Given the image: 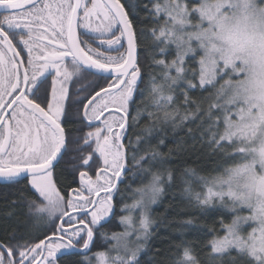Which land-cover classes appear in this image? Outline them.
<instances>
[{
    "label": "snow or ice",
    "instance_id": "obj_1",
    "mask_svg": "<svg viewBox=\"0 0 264 264\" xmlns=\"http://www.w3.org/2000/svg\"><path fill=\"white\" fill-rule=\"evenodd\" d=\"M128 7L121 0H0L5 13L0 19V180L27 179L46 202L39 211L52 223L61 221L38 243L0 242V264H58L60 256L65 257L62 264H94L87 253L102 222L115 215L114 201L130 170L129 151L131 166L151 173L159 154L138 157L144 140L138 135L133 144L128 137L131 121L140 118L130 108L142 80L139 40ZM145 10L157 22L163 15L159 31L152 29L159 55L170 45L175 49L171 61L153 55L162 69L159 83L150 77L157 107L171 104L181 84L188 103L189 90L215 88L223 81L204 122L208 142L232 166L196 200L202 210L219 203L236 215L230 223L220 220L224 234L209 242L211 253L228 255L233 264L237 259L239 264H264V0H196L192 6L188 0H158ZM187 57H199L198 72L186 66ZM84 74L96 79L77 89L86 94L74 103L83 106L84 126L94 130L83 135L77 149L87 155L73 158L79 161L72 165L78 186H72L77 184L74 176L64 192L54 169L68 149L64 117L71 85ZM146 160L148 168L143 167ZM137 175L133 172L132 178ZM160 183L161 175L151 173L149 183L137 189L141 198L122 206L121 211H140V230L131 216L121 217L130 230L112 234L117 255H111L112 248L97 251L95 264H139L144 246L136 241L150 234L147 205L160 196ZM240 209L249 214H239ZM247 222L253 226L242 234ZM134 233L135 241L129 239ZM99 234L106 242L107 233ZM174 264L197 260L185 247Z\"/></svg>",
    "mask_w": 264,
    "mask_h": 264
},
{
    "label": "trees",
    "instance_id": "obj_2",
    "mask_svg": "<svg viewBox=\"0 0 264 264\" xmlns=\"http://www.w3.org/2000/svg\"><path fill=\"white\" fill-rule=\"evenodd\" d=\"M157 2V0H121V3L129 6L127 10L130 12V19L138 36L142 72V80L135 93V103L130 108L131 115L137 116L139 113L140 118L138 122L131 121L134 126L128 129V137H131L133 144L138 135L144 140V143L139 145L138 157L159 154L156 161L152 162L151 173L161 175L162 188L158 201L150 210L153 227L143 251L138 256L139 264H174L185 247L192 250L197 264H233L228 255L214 256L209 242L215 236L224 234L220 220L230 223L234 213L220 205L202 210L196 200L197 193L203 194L207 181L219 176L225 167L232 166L226 162L224 153L216 150L208 142L210 133L207 132L208 123L204 122L206 120L204 114L207 113L209 105L216 102V92L223 81L217 83L215 88L207 86L206 89H201L198 86L194 90H189L188 103H185L184 96L180 92V88L184 87L181 84L176 87V99L171 104L167 107L156 106L150 77L155 76L159 83L162 69L153 63V55L155 54L156 59L166 57L168 61L175 57V49L171 45L168 46L164 56L159 55V47L152 36L153 28L159 31L163 16L161 15L157 22L145 10V5L151 9ZM188 3L190 6L194 4L192 0ZM198 59L199 57L195 59L187 57L186 66L196 68L198 72ZM196 83L198 84V80ZM165 112L169 114L167 119ZM149 113H152L151 119ZM149 127L152 129L151 133L147 131ZM161 140L163 143H160ZM131 154L129 151L130 170L124 183L120 185V192L116 195L115 216L101 228L105 233L110 231L111 227H115L113 221L121 214L122 206L128 205L132 199H135L137 189L151 180V173L141 174L139 168L131 166ZM149 163L150 161L146 160L143 167L148 168ZM133 172L138 173L135 179L132 178ZM56 177L58 179L56 182L62 190H66L67 186L72 184L73 177L61 167L56 171ZM27 192V187L19 185L10 188L0 186V242L36 243L46 236L39 232L35 222L28 217L27 202L29 198L33 199L34 195ZM189 220L193 223H186ZM120 230L121 227L116 225L112 231ZM109 245V239L106 242L100 239L98 247L95 246L93 252L104 251ZM231 255L236 256V252L233 251ZM64 259L65 257L60 256L58 264H62ZM235 264H239V259Z\"/></svg>",
    "mask_w": 264,
    "mask_h": 264
},
{
    "label": "flooded vegetation",
    "instance_id": "obj_3",
    "mask_svg": "<svg viewBox=\"0 0 264 264\" xmlns=\"http://www.w3.org/2000/svg\"><path fill=\"white\" fill-rule=\"evenodd\" d=\"M4 14L5 13H0V19H2ZM19 39H20V36L16 35L15 41L18 42ZM21 47H22V45H21ZM125 48H126V45H125ZM18 51H19V49H18ZM48 79L50 81L51 77H49ZM95 79H96L95 77L84 74L82 77H79L72 82V85H71L72 97L68 101L69 106L67 109V115L64 117V127H65V130L67 132V137H68V149L66 152L67 155L66 156L64 155L63 160H61L58 164H56V167L54 169V178L56 181H58V179L56 177V171L58 170L59 167H61V168L65 169L73 178H74V176L77 177V184L72 185L73 187L78 186V172H75V173L73 172L72 165L74 163L79 162L78 160H74L73 158L79 157L80 155H85V156L87 155V150H85L83 153H80L77 151V149L80 147V144H82L83 135L90 130H94V129L87 128L84 126L85 122L82 121L83 106L75 104L74 101L78 98V96H83L86 94L85 92L77 93V89L83 88L84 85H86V84L91 85L92 83H94ZM81 170H83V169H81ZM93 174H94V170H93ZM18 185L23 186V187H27L29 194L31 193L34 195V198L31 196L33 199L29 198V201L27 202L28 207H29L30 203H32L34 205L38 203V193H35L34 190L31 189L30 185L28 184L27 179L21 178L19 183H12V182H5V181L0 182V186H3V187H9L10 188V187L18 186ZM67 190H68V188H66V190H63V191L67 192ZM27 196H29V195H27ZM116 201H117V199L115 198V201H114L115 213H116V203H117ZM114 216L115 215H113L110 220H112ZM60 223H61V221L58 219L56 226L59 225ZM105 223H107V222H105ZM103 226H104V224L101 225L100 228L98 229V232L96 234L95 239H97L98 236H100V234H99L100 232H104L103 229H101ZM55 228L56 227L49 226L45 231H43L42 234L51 235V233L54 231ZM42 239H44V238H42ZM101 239H102V237H101ZM38 242H36V243H38ZM91 248H92V246H91ZM91 248H90V250H91ZM59 255L60 254H58V256Z\"/></svg>",
    "mask_w": 264,
    "mask_h": 264
},
{
    "label": "rangeland",
    "instance_id": "obj_4",
    "mask_svg": "<svg viewBox=\"0 0 264 264\" xmlns=\"http://www.w3.org/2000/svg\"><path fill=\"white\" fill-rule=\"evenodd\" d=\"M157 1H158V0H157ZM188 1H189V0H188ZM192 1H193L194 3L196 2V0H192ZM84 2H88V3H90V0H84ZM159 2H160L161 4H163L164 0H159ZM162 16H163V15H162ZM196 22H197V21L194 19V20H193V23H196ZM197 68H198V64H197ZM213 179H214V178H213ZM213 179H211L210 181H207V182H206V185L204 186V192H203V194L201 195L202 198L207 194V188L211 185V181H212ZM159 186H160V185H159ZM143 187H144V186H143ZM160 187H161V186H160ZM141 188H142V187H141ZM159 197H160V196H159ZM159 197H158V199H159ZM140 198H141V197H140V193H139L138 191H136V192H135V199H132V201H131L128 205H132L135 201L139 200ZM158 199H157V201H158ZM157 201H156V202H157ZM156 202H155V203H156ZM45 203H46V202L43 201V198L39 197V195H38V203L35 204V205L32 204V203H30V204H29V207H28V208H29V213L27 212L28 217L32 219L31 221L35 222V225H37V228H38L39 232H41V233H43V231H45L49 226L56 227V224H57V221H58V218H57V219L55 220L54 223L50 222V221H49V218H48V216H47V214H46V213H41V212L39 211V209L42 208V207L44 206ZM155 203H148V205H147V213H148V216H149L150 220H151L150 210H151V208L155 205ZM217 205H219V203H217ZM140 214H141V213H140L139 210H136V211H134V212L122 211L121 214H119L117 217H115V220H114L113 222L117 225V227L120 226V227H121V230H120L119 232H117V231L113 232L112 230L116 227V225H115V227H111V229H109L110 231L107 232V234H108V235H107V236H108L107 240L109 239V241H110V245H109V247H107L106 250H104V251H107L108 249L112 248L113 250L111 251V255H112V256L117 255V251L113 248V246L115 245L116 241H114V240L111 238V237H112V234H113V233H117V234H119V233H123V232H125L126 230H130V229L128 228V225H127V224H123V223H121V217L131 216V217L133 218V220H134V225H133V227L139 231V230H140V229H139ZM239 214H241V215H248L249 213H248V211H247L246 209H240ZM235 215H236V213H234V216H235ZM151 221H152V220H151ZM252 226H253L252 222L244 223V224L242 225V234H246L248 231H250ZM152 227H153V223H151V225H150L149 233H150ZM106 230H108V229H106ZM110 232H111V234H110ZM135 236H136V234L134 233L129 239L135 241ZM100 239H101L100 236H98V238L95 239V243H94V245L92 246L91 250H90V251L88 252V254H87L90 258L93 259L94 264H95L94 253H96V252H93V248H95V246L98 247V241H99ZM147 239H148V237H147ZM147 239H146V240H145V239H141V240H139V241H136V243H138V244H142V245L144 246V245H145V242L147 241ZM103 241H104V240H103ZM133 247H135V244H133ZM143 249H144V247L140 249V251H139V253H138V256H139L140 253L143 251ZM233 251H234V250H233ZM120 254H121V255L124 254V253L122 252V250H121ZM216 255H217V254H214V256H216ZM218 256H219V255H218Z\"/></svg>",
    "mask_w": 264,
    "mask_h": 264
},
{
    "label": "water",
    "instance_id": "obj_5",
    "mask_svg": "<svg viewBox=\"0 0 264 264\" xmlns=\"http://www.w3.org/2000/svg\"><path fill=\"white\" fill-rule=\"evenodd\" d=\"M0 13H4V12H3V11H0ZM125 45H126V44H125ZM126 47H127V45H126ZM0 182H2V180H0ZM110 216L112 217L113 215L110 214ZM103 224H105V222H102L101 225H103Z\"/></svg>",
    "mask_w": 264,
    "mask_h": 264
}]
</instances>
